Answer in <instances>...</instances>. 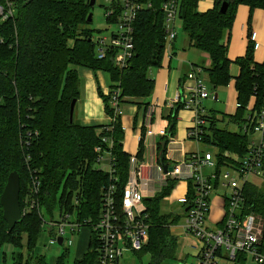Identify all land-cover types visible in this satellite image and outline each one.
<instances>
[{"label":"trees","instance_id":"16d2710c","mask_svg":"<svg viewBox=\"0 0 264 264\" xmlns=\"http://www.w3.org/2000/svg\"><path fill=\"white\" fill-rule=\"evenodd\" d=\"M152 1L154 8L142 10L135 21V55L125 67L115 62V50L101 60L95 54L93 30L88 16L90 0H0L13 13H0V244L16 248L26 247L28 256L13 252L14 264H49L45 255L36 253V244L42 230L44 213L54 216V210L72 209L74 196H81L80 217L97 219L104 187L116 185L117 203L122 204L123 192L129 179L130 156L124 150L125 132L121 116L106 125H83L75 115L70 119L73 100L81 96L79 67L110 74L112 87L121 89V102L148 98L155 83L151 77L154 68H160L166 53L164 13L161 5L166 0ZM200 0H181L179 17L187 35V47L209 54L211 64L202 66L210 88L218 91L229 85L232 60L228 56L229 37L240 4L250 7L251 13L264 9V0H230L226 13L220 12L223 0H216L212 9L200 11ZM250 42L244 56L236 59L239 74L236 77L237 102L234 114L207 112L201 142L217 148L215 156L218 172L237 166L250 150V137L244 128L248 117L264 105V62H257ZM99 94L108 116H114L111 96ZM141 102V101H140ZM179 107H183L181 103ZM178 111V110H177ZM177 111L169 116L171 135H175ZM229 124L237 130L229 128ZM113 125V128H107ZM145 129H143V132ZM103 137H111L109 148ZM166 139L162 149L167 151ZM112 149L116 156L117 180H111L107 170L97 169L96 147ZM145 143L140 142L138 156L143 157ZM18 171L21 177L20 203L22 219L9 233L4 219L1 196L9 174ZM39 177L37 195L32 194V179ZM264 158L263 176L244 186V211L264 218ZM189 199L194 198V181L189 179ZM259 181V183L257 182ZM178 179H169L153 198H146L149 212L148 245L140 256L150 255L148 264H161L176 257L178 238L171 227L182 215L165 214L164 199L169 196ZM37 198L40 208H27L26 199ZM44 210V212H43ZM224 222V221H222ZM93 235V234H92ZM98 241L95 236L87 250L74 264H98ZM20 258V259H19ZM18 259V260H17ZM246 255L237 261L246 262ZM61 256L54 264H65ZM3 264V263H0Z\"/></svg>","mask_w":264,"mask_h":264},{"label":"built area","instance_id":"2783aa9c","mask_svg":"<svg viewBox=\"0 0 264 264\" xmlns=\"http://www.w3.org/2000/svg\"><path fill=\"white\" fill-rule=\"evenodd\" d=\"M111 3L106 11L109 22L116 24V31H112L111 37H99L93 39L95 48L99 47L96 54L98 59H105L109 52L115 50V62L120 67L128 65L129 60L135 55V21L138 14L145 9L154 8L152 1L144 0H107ZM12 2H8V8L0 6V13L5 17L13 13ZM181 0H166L162 3L161 9L164 13V31L166 49L172 56L173 45L178 37L176 29L177 18L179 17ZM250 42L254 49L260 47L256 31L251 32ZM204 70L201 67L193 68L187 77L194 81L187 87V93L183 91L176 97V102L184 107L194 109L196 114L193 126L188 131V138L201 142L203 125L207 123L204 101L208 98L216 99V91L208 87L203 76ZM111 96V107L114 108V116H109V123H113L118 116H122L121 89L116 88L108 94ZM175 103V102H173ZM240 106V104H238ZM247 126L244 132L250 137L251 145L249 152L241 159L237 166H230L232 171L218 172L217 161L213 153L201 152L185 153L179 140L169 134L170 124L154 127L150 125L139 137L140 142L145 143L143 158L138 155L130 156L129 179L126 183L122 204L117 203L116 185L104 187L101 192V205L97 219L93 222L92 217L81 218L79 205L80 196L75 195L73 208L60 210L61 220L59 230L55 232L54 241L63 237V243L67 240L65 234L67 229L71 232L68 244L74 243L73 237L76 234L87 230L88 241L95 236L99 247L98 264H122L121 259L127 251L143 250L150 241L149 234V212L146 205V198H153L167 184L169 179H191L194 181V198L189 199L188 192L179 197L178 201L183 206L184 228L188 235L194 238L192 246L195 252L196 261L194 264H218L221 253L224 251L228 258L237 260L239 255L252 254L257 264H264V218L255 213L244 211L245 195L244 186L253 179L263 176L264 158V105L259 111H254L248 117ZM107 128H113L108 125ZM145 128V127H144ZM124 132L125 127L123 126ZM168 139L167 151L163 160L156 151L161 148L160 142L155 151L147 147V139ZM165 139V140H166ZM109 148L113 147L114 141L111 137H103ZM97 158L95 167L103 169L102 164L107 162V171L111 174V180H117L116 156L112 149L104 148L103 145L96 147ZM139 153V151H138ZM160 160V163L158 162ZM172 167V170H167ZM155 168L160 182V188L152 196H147L146 179L144 173L149 168ZM212 168L211 174H205L204 168ZM235 170V173H234ZM39 177L32 179V194L37 195L40 186ZM189 183V181H188ZM217 185L228 187L229 196L226 200L225 219L217 229H208L206 221L211 208L212 195ZM153 192V191H151ZM27 208H40L37 198L26 199ZM26 209L23 214L26 213ZM165 213V212H164ZM74 216V219L71 217ZM44 226L48 225L46 215H42ZM52 220V218H51ZM50 225V224H49ZM53 225V224H52ZM56 225V224H55ZM93 234V235H92Z\"/></svg>","mask_w":264,"mask_h":264},{"label":"rangeland","instance_id":"374dc122","mask_svg":"<svg viewBox=\"0 0 264 264\" xmlns=\"http://www.w3.org/2000/svg\"><path fill=\"white\" fill-rule=\"evenodd\" d=\"M215 0H206L199 1L198 9L200 11H206L207 9H212L214 7ZM2 6V5H1ZM8 6V2H7ZM111 6V3L107 0H96L94 6L92 7L91 13L93 14V20L89 23V27L93 30V39H97L99 37H111L112 31H116L117 26L113 22H109L106 17V11L108 7ZM4 7V6H3ZM255 30L259 35V42L263 44L259 51H254V57L259 61H264V9L258 8L254 10L252 13L250 11V7L246 4H240L236 11V18L234 25L231 30V39L229 41V56L234 60L231 67L234 70V73L238 70V63L235 62L236 59L240 55H244L247 52V49L250 45L248 41L247 35L249 29ZM176 29L178 32V37L175 40V46L177 49V55L173 59L172 68L170 70L171 75H174V69H177L180 73V77H184L185 74L192 71L193 68L198 69L199 66L205 65L209 66L211 64V60L209 54L203 52L199 49L195 48H187V35L183 28V21L180 17L177 18ZM99 47L95 48V54L98 53ZM174 52V50H172ZM258 52V53H257ZM169 60L170 53L166 49V53L163 59L162 69L165 70L166 73H169ZM182 61V62H181ZM156 71L158 72L157 68ZM155 71V73H156ZM159 79H157L158 82ZM205 81L210 88L209 81L205 77ZM188 85L190 83H187ZM232 89L226 87H221L218 89L219 97L218 100L208 98L204 101V107L207 111L215 110L217 113H227L234 114L237 110L235 108V102L237 99L231 94ZM195 110L189 109L186 107L180 108L178 111V116L182 117V121L176 123L175 135L179 139H185L188 129L187 126H193V120L195 117ZM123 123V122H122ZM123 126H125L123 124ZM230 129L237 130L236 126L230 125ZM141 133V131L138 129ZM139 133V134H140ZM198 149L203 152H211L215 156L217 155V148L213 145H207L203 142L198 144ZM126 151V150H125ZM129 155H138V152H128ZM102 167L105 170H108L109 165L107 162L102 164ZM224 171H232L231 167H225ZM235 173V170H234ZM260 183H264V179L259 180ZM259 181H257L259 183ZM219 190V194L223 191H226L225 187ZM219 194L215 195L218 196ZM213 197V201L211 202V208L209 211L210 225H216L219 223L225 214V202L224 197L216 198ZM177 196L175 194H171L167 197V205L166 207L173 212L172 214L182 213L183 218L180 219L179 225L184 224V214H183V206L179 202L176 201ZM44 212V210H43ZM45 214V213H44ZM46 215V214H45ZM74 219V216L71 217ZM45 220H47L48 225L44 230H42L40 236L38 237V241L36 244V253L45 255L46 260L49 264H54L58 261V259L65 255L66 262L65 264H74V261L79 258V255L83 253L87 244L85 245L82 241L85 239L87 235V230H84L82 233L76 234L73 237L74 243L72 245L68 244V239L71 238V232L67 229L68 233L65 234L66 241L63 244H59L58 241H54L55 232L59 230V221L61 220L60 210L57 206L54 210V216L49 217L46 215ZM50 224V225H49ZM53 224V225H52ZM56 224V225H55ZM88 238V236H87ZM194 238L191 236H179L178 238V248L176 252V257L168 258L164 260L161 264H194V258L190 255H187L189 248L193 243ZM13 252L15 253H23L25 258L28 256V250L26 247L16 248L10 244H5L1 248L0 262L3 264H14L16 261L12 258ZM20 259V258H19ZM18 260V259H17ZM151 258L149 254H144L140 256L139 253L134 251L125 252L123 258L121 259L122 264H148ZM228 264H257L253 255L250 254L247 257L246 263H239L237 260H229Z\"/></svg>","mask_w":264,"mask_h":264},{"label":"crops","instance_id":"0c3cea01","mask_svg":"<svg viewBox=\"0 0 264 264\" xmlns=\"http://www.w3.org/2000/svg\"><path fill=\"white\" fill-rule=\"evenodd\" d=\"M201 1L204 2L206 0H201ZM214 5H215V2H214ZM253 31L255 30H252L251 28L248 31L247 38L249 42H250V34ZM230 39H231V34L229 37V41ZM258 41H259V35H258ZM262 46L263 44L260 42V47L256 49L255 51H259ZM186 47H187V44H186ZM187 48L190 49V47H187ZM173 50L174 52H172V56H170V60H169V68H168L169 73H166L165 70L162 68H157L158 72L156 71V69H152L151 71L150 75L155 83L152 94L148 98L134 99V100H131L129 102H125L122 104L123 113H122L121 118H122L123 124L125 125L124 126L125 127L124 150L128 152L134 153V152L139 151V148H140L139 137L142 136L143 129L145 130L147 129L149 117H150L149 124L153 125L154 127L163 126V125H166L167 123L170 124V121L168 118L171 115L172 111L174 110V112L176 113L177 110L179 111L180 108H182V107H179L178 109V103L175 101L176 97L180 95L183 91L186 94L187 87L191 86L194 83L193 80L187 77L189 73L188 74L186 73L185 76L181 78L180 77L181 75L178 72V70L174 69V72H173L174 75H171L170 70L172 68L171 66L173 63V59L177 55V49H176L175 43L173 45ZM244 55H240L239 57L244 56ZM228 56H229V50H228ZM229 58L234 62V60L230 56ZM255 60L257 62H264V61H259L256 58ZM202 66H205V65H201L199 67L202 68ZM78 72L81 76V96H80V99L77 101L76 108H75L76 119L79 122H81L83 125H89V126L90 125H106L109 122V116L106 113L104 100L99 94V88H101L103 93L106 95L110 93L111 87H112V81H111L110 74L103 70L94 71L92 69L85 68V67H79ZM231 74H232V79L228 85V88L232 89L231 94L237 99V90L235 87V81H236V77L239 74V67H238L237 72L235 73L231 67ZM203 76L205 77V74H203ZM157 79H159L158 82H157ZM187 83H190V84L188 85ZM216 93L218 94V96L215 100H218L219 93L218 92ZM237 107H238V102L236 101L235 102L236 110H237ZM178 111H177V122H180L182 121V117L178 116ZM207 112L209 113L210 111H207ZM230 125H233V124H229V126ZM138 129L141 131V133L138 131ZM187 129L189 131L190 126H187ZM174 137L180 141L182 145V149L185 153H192V152H196L199 150L198 149L199 142L188 138V132H187L185 139H179L176 137V135H174ZM165 139H162V137H160V139H154V138L147 139L146 143H147L148 149H150V151L152 152L155 151V148L157 146L155 142H157L158 144L160 142L159 145H161L162 147V144L165 141ZM161 150L163 149H161L160 147L157 148L156 150L159 155H160ZM158 162L160 163V160H158ZM213 171L214 169L212 168L210 169L207 167L204 168L205 174H211ZM144 175L146 179L145 185H146L147 196H152L160 188V182L159 180L156 179L157 174H156L155 168L153 167L149 168V170H146ZM222 187L224 186L217 185V188L214 191L212 198L215 197V195L219 194L218 192L219 190L223 189ZM225 188H226V191H223L221 194L216 196L215 199L219 198V196L220 197L222 196L224 197L225 200H227L230 189L228 187H225ZM188 190H189L188 180L180 179L178 180V183L176 184L171 194H175L177 196L176 201L179 202L178 201L179 197L184 196L188 192ZM167 197L163 201L162 210L163 212H165V214H168V213L172 214L173 212H171V210L166 207L167 202H168ZM225 206H226V202H225ZM174 215H182V213H176ZM209 217L211 216L209 215ZM209 217L207 218V221H206L207 228L217 229L220 227V224L222 223V221H224L225 214H224L223 219L216 225H210L211 221L209 220ZM182 218L183 216L181 217V219ZM171 230L177 236L185 237V235H187L190 237V235H188L185 231L184 224L173 225L171 227ZM83 236L85 239L82 241V243H84L85 245L87 244V247H88L89 245V241L87 238L88 235H86L85 237V234H83ZM194 243L196 242L193 241L191 247L189 248L187 252V255L189 256L191 255L194 258V261H196L195 252L192 247ZM85 251L81 253V255H79V258L83 256ZM221 255L222 257L220 258L218 264H228L229 260H232L228 258V256L226 255L224 251H222ZM242 263H246V262H242Z\"/></svg>","mask_w":264,"mask_h":264},{"label":"water","instance_id":"95a60500","mask_svg":"<svg viewBox=\"0 0 264 264\" xmlns=\"http://www.w3.org/2000/svg\"><path fill=\"white\" fill-rule=\"evenodd\" d=\"M96 0H90L91 6H94ZM230 5V0H223L220 12L226 13ZM93 20V14L90 13L88 16V22L90 23ZM218 94L216 93V97ZM77 100H73L71 104L70 110V119L74 120L75 108H76ZM171 134V130L169 131ZM165 154V150L161 153V159L163 160ZM164 167L168 170H172V167ZM20 193H21V177L18 171H13L9 174L7 184L1 196V204L4 210V219L8 224V232L10 233L16 224L22 219L23 211L20 203ZM58 243L63 244V237L58 238ZM0 255H1V244H0ZM1 263V262H0Z\"/></svg>","mask_w":264,"mask_h":264}]
</instances>
